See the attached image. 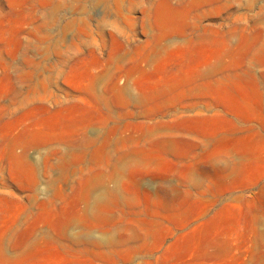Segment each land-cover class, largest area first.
<instances>
[{
  "label": "rangeland",
  "instance_id": "374dc122",
  "mask_svg": "<svg viewBox=\"0 0 264 264\" xmlns=\"http://www.w3.org/2000/svg\"><path fill=\"white\" fill-rule=\"evenodd\" d=\"M0 264H264V0H0Z\"/></svg>",
  "mask_w": 264,
  "mask_h": 264
}]
</instances>
